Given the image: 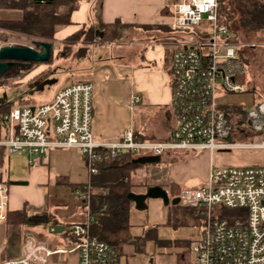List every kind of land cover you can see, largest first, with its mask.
<instances>
[{
	"label": "built area",
	"instance_id": "built-area-1",
	"mask_svg": "<svg viewBox=\"0 0 264 264\" xmlns=\"http://www.w3.org/2000/svg\"><path fill=\"white\" fill-rule=\"evenodd\" d=\"M165 11L172 32L197 36V41L168 44L174 47L170 84L176 121L168 141L136 140L128 129L119 142L97 143L94 84L78 82L57 92L50 103L15 108L0 116V150L45 156L52 150L75 149L86 158L91 178L99 174L100 167L116 163L123 153L147 151L163 157L173 151H210L213 156L216 151L235 148L264 150V102L253 103L245 111L248 125L237 130L219 103L225 93H247L239 80L247 72L241 59L246 45L232 40L228 28L220 23L219 0H169ZM2 48L0 44V51ZM236 134L241 136L238 140H249L252 134L263 140L258 145L230 143ZM84 186L87 193L77 192L76 196L90 203L91 181ZM168 197L170 205L178 198L181 206L198 210L205 221V228L191 243L192 264H264V167H212L204 187ZM89 203L86 222L67 229L73 247L50 248L28 236L20 257L3 264H47L51 256L64 254H76L78 264H127L116 249L92 236ZM8 205L9 187L0 182V224L7 222Z\"/></svg>",
	"mask_w": 264,
	"mask_h": 264
},
{
	"label": "crops",
	"instance_id": "crops-1",
	"mask_svg": "<svg viewBox=\"0 0 264 264\" xmlns=\"http://www.w3.org/2000/svg\"><path fill=\"white\" fill-rule=\"evenodd\" d=\"M168 1L80 0L78 9L72 13L73 25L57 33L55 41L63 43L83 29L120 24L121 40L112 44L98 40L86 44V56L81 59L84 63L74 72L75 75L71 76L79 80L63 85L47 102H52L57 92L70 84L93 83L95 92L93 134L97 143L119 142L128 129H131L135 139L140 141L166 142L170 139L176 121L171 109L170 84L174 47L168 44L176 40L169 26L170 21L163 13ZM142 27L153 28L146 30ZM37 74L38 72L33 70L25 79L32 81ZM19 83L20 81L17 82ZM136 97L139 98V102L134 103ZM240 137L238 134L234 135L235 139H241ZM139 154L123 153L117 164L127 165L139 158L155 157ZM209 155L206 152L197 156L196 152L173 151L161 157L160 164L167 175V183L164 185L166 191L163 190L172 195L170 184L179 185L184 190L181 181L182 171L197 165L202 167L201 180L207 184L213 167L212 159H208ZM134 165L139 166L131 169V181L137 185L135 189L152 187L154 190V185L149 183L147 172L149 167L154 169L161 165L143 166L135 163ZM91 179L86 167V158L75 149L52 150L45 156L11 154L7 150H0V182L7 183L9 187L8 212L11 214L25 212L27 216L23 224L8 221L0 224L2 242L5 246L0 264L20 257L26 238L34 234L33 231L27 230V226H38L36 228L38 235L35 234L37 237H32L42 242L41 232L50 233L51 226H63L66 231L68 225L84 224L86 219L81 223L71 222L70 217L64 216L61 209L66 208L68 203H64V200L69 196L74 199L72 205L77 207L75 209L80 211L84 219L81 205L70 194L69 186H84ZM149 204L154 208L153 200L150 199ZM150 230H154V227L144 231L142 235ZM197 237L186 241L188 247L176 255L175 264H179V255L185 251L193 258L190 247ZM150 242L154 244V241ZM127 247L129 246L125 249ZM129 248L135 250L133 246ZM122 257L125 263L131 264L125 253ZM151 261L154 262L151 259L140 264ZM47 264H78V257L76 254L54 255L48 259Z\"/></svg>",
	"mask_w": 264,
	"mask_h": 264
},
{
	"label": "rangeland",
	"instance_id": "rangeland-1",
	"mask_svg": "<svg viewBox=\"0 0 264 264\" xmlns=\"http://www.w3.org/2000/svg\"><path fill=\"white\" fill-rule=\"evenodd\" d=\"M21 15L22 14L16 12L0 10V19L4 20L18 21L21 20ZM88 29L80 31L84 34L80 35V39L75 44L73 42L66 43L64 41L63 43H58L54 41L53 60L49 64L27 65L22 69H31L28 71L27 75L33 70H36L38 74L34 80L29 81L28 79H25L26 75L23 80H20L19 84H17L18 81H11L9 86H0V106L6 104H13L15 107H20V105L40 106L49 102L54 93H56V90L63 87V85L73 80H79L77 77L71 78V76L73 74L75 75L74 72H76V70L84 63L81 59L85 57H80L84 53L80 54V51L86 50V56L87 49L86 44L84 43V36ZM172 34L174 35L175 40L185 39L189 41H197V36L189 32L179 31L172 32ZM230 34L232 40L246 45V49L244 48V57L248 64L251 87L255 91V94L246 93L236 95L225 93L219 97V103L223 107H240L243 110L248 111L253 108V103L257 104L259 102H264V34H250L247 37L241 32H232ZM236 35H238L237 38H235ZM18 36H20L21 39L10 37L6 42H0V44L3 47L24 46L31 47L39 51L42 50L37 44V42L40 41L38 38L19 34ZM119 41L102 43L112 44L118 43ZM59 52H63L65 55L57 57ZM76 57H78V59H75ZM14 70L18 72L22 71L21 68L18 67H15ZM247 84L248 81L246 80L245 85ZM262 140L263 138L261 135L252 134L249 140L235 139L230 143L258 145L262 142ZM205 152L210 154L208 159H212V166L216 169H247L253 167H264V150L261 149L235 148L229 151H216L212 157L210 151H197L196 154L197 156H201ZM146 154H148L147 151H142L139 155ZM162 168V165L159 168L154 167V169L153 167H149V171L147 172L150 179L149 183L154 185V190L157 191H164L163 189L166 188L164 185L167 183V175ZM201 172L202 167H199L198 165L183 170L181 181L184 189H199L204 187L206 183L201 180ZM151 188L152 187H146L135 189L133 191V194L135 193L140 197H144L145 200L142 205L133 202L131 236L139 237L144 231L154 227V231L157 233L159 240L167 242V245L158 246V244L154 241V244L151 242L147 244L145 253L135 254V250L129 248L130 246L124 250V253L130 258L131 264H140L144 260L150 261L151 259H153L157 264H175L176 255L186 249V241H191L193 238L199 236V233L201 234L202 230L205 228V221L201 217L199 211L198 213L200 217L197 214L193 215L190 210L191 208L188 209L182 207L180 204L171 206L169 198L151 197ZM172 196L174 195L172 194ZM150 199L155 202L154 208L149 204ZM64 201V203H68L66 208L61 209V212L65 214L64 216H69L71 222L73 223L84 222L88 213L87 209L81 208V211L84 213L83 219L80 211L75 209L77 207L72 205V201H74V199L67 196ZM75 212L77 215H74ZM230 212L233 214L237 213L236 211ZM168 221L172 225H179V227L174 228L166 225ZM30 227L27 226V230L33 231L34 234L32 233V236L37 237L36 235L38 234H36V228L38 226H33L31 229ZM41 233L43 235V238L41 239L43 244L63 250L73 247V242L68 237L67 230L64 233L57 235H52L47 232ZM1 234L2 229H0V257L4 254L5 247L2 242L3 238ZM27 235H29V233ZM189 257L191 260L190 264H192L193 258L190 254Z\"/></svg>",
	"mask_w": 264,
	"mask_h": 264
},
{
	"label": "trees",
	"instance_id": "trees-1",
	"mask_svg": "<svg viewBox=\"0 0 264 264\" xmlns=\"http://www.w3.org/2000/svg\"><path fill=\"white\" fill-rule=\"evenodd\" d=\"M80 0H0V10L11 11L22 14L21 20L12 21L0 19V42H6L8 38L21 39L19 35H28L38 38L37 42L55 43V37L61 30L73 25L71 20L72 13L78 9ZM166 14V11L163 12ZM219 21L226 26L230 33L241 32L244 36L250 34H264V0H219ZM120 24L103 25L91 27L84 36V43L100 40L101 42H112L121 40ZM146 30L153 27H142ZM83 32V31H82ZM76 33L67 38L65 42L74 44L80 39ZM103 34V36H101ZM236 35L235 38H237ZM24 47V46H15ZM246 49V48H245ZM86 51V50H85ZM85 51L80 57H85ZM244 49L241 51V57L247 72L239 80L246 84L248 81L247 93L255 94L251 87V79L248 71V64L244 57ZM54 45L50 62L53 60ZM65 55L59 52L57 57ZM49 62V63H50ZM47 63V64H49ZM31 69L15 71L14 67L9 68L0 77V86H9L11 81H20ZM261 97V96H260ZM13 104L0 106V116L15 109ZM228 121L237 130L248 125L245 110L240 107H222ZM240 132V130H238ZM116 163L109 166L100 167L97 176L91 179L90 203L85 199L76 196L77 192L86 194V186H69L70 194L80 203L81 208L86 209L90 205L93 222L91 224V234L93 237L104 241L116 249L119 254L124 253L126 246H133L135 252L145 253L147 243L155 241L158 246H166L167 242L159 240L157 233L150 230L139 237L131 236L130 214L133 200L129 198L137 187L131 181V169L138 168V165L129 163L121 165ZM174 196H179L181 187L176 184H170ZM106 206V209H103ZM189 209V208H188ZM193 215H199L198 210L190 209ZM200 217V215H199ZM15 218V219H13ZM25 212H8V223L23 224L26 221ZM167 225L174 228L179 225H172L169 221ZM66 230L70 225L66 226ZM188 247V244H186ZM179 264H190L188 251L179 255Z\"/></svg>",
	"mask_w": 264,
	"mask_h": 264
},
{
	"label": "water",
	"instance_id": "water-1",
	"mask_svg": "<svg viewBox=\"0 0 264 264\" xmlns=\"http://www.w3.org/2000/svg\"><path fill=\"white\" fill-rule=\"evenodd\" d=\"M101 36H103V34H101ZM38 45L42 49L41 51L31 47H3L0 51V77L16 63L28 65L49 63L52 56L53 45L48 42H39ZM249 125L251 124L249 123ZM134 163L143 166H156L161 163V157H143L135 160ZM150 193L151 197L169 198L165 191L152 190ZM129 198L140 205H142L145 200L144 197L134 194H131ZM179 203L180 201L178 198L173 201V205H178ZM49 231L51 234L55 235L62 234L65 231V227L59 225L51 226Z\"/></svg>",
	"mask_w": 264,
	"mask_h": 264
},
{
	"label": "flooded vegetation",
	"instance_id": "flooded-vegetation-1",
	"mask_svg": "<svg viewBox=\"0 0 264 264\" xmlns=\"http://www.w3.org/2000/svg\"><path fill=\"white\" fill-rule=\"evenodd\" d=\"M27 65H28V64H20V63H16L13 67H14V68H15V67H18V68H21V70H22V69L25 68Z\"/></svg>",
	"mask_w": 264,
	"mask_h": 264
}]
</instances>
